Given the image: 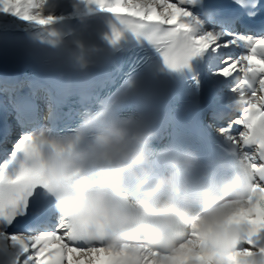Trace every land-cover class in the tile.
Masks as SVG:
<instances>
[{"label":"snow or ice","instance_id":"snow-or-ice-1","mask_svg":"<svg viewBox=\"0 0 264 264\" xmlns=\"http://www.w3.org/2000/svg\"><path fill=\"white\" fill-rule=\"evenodd\" d=\"M85 3L111 13L121 29L144 35L168 69L190 68L196 61L214 78H224L230 93L238 95L233 111L240 115L230 123L239 131L228 138L246 157L255 182L247 206L233 215L246 229L245 243L250 247L237 249L228 262L264 264V245L257 246V238L264 234V28L251 35L244 23L245 16L255 17L264 4L235 0L241 10L229 12L222 6L209 7L204 0ZM43 4L44 0H0V13L45 26L53 18L41 14ZM119 37L120 31L113 28V42ZM233 49H239V55H232ZM33 147V133H22L10 162L0 166V264H202L204 253L196 239L161 252L138 243L107 245L102 237L73 228L43 194L36 172L25 167L8 171L17 150L30 154Z\"/></svg>","mask_w":264,"mask_h":264},{"label":"clouds","instance_id":"clouds-1","mask_svg":"<svg viewBox=\"0 0 264 264\" xmlns=\"http://www.w3.org/2000/svg\"><path fill=\"white\" fill-rule=\"evenodd\" d=\"M33 136V151L17 150L9 173L36 172L56 212L90 237L161 252L196 239L202 264H229L245 242L246 229L233 215L247 206L255 177L238 150L213 168H204L188 148L157 152L155 130L109 106L85 109L64 137Z\"/></svg>","mask_w":264,"mask_h":264},{"label":"bare ground","instance_id":"bare-ground-1","mask_svg":"<svg viewBox=\"0 0 264 264\" xmlns=\"http://www.w3.org/2000/svg\"><path fill=\"white\" fill-rule=\"evenodd\" d=\"M47 8L46 14L43 16H51L53 18L52 23L45 25V26H51L56 25L63 19H67L70 17H76L81 15H88V14H94L96 12H100L102 10L95 7V5H88L85 3V0H45ZM3 13H0V16ZM3 15L2 17H4ZM3 19L0 17V32L2 31H9L12 28H20V29H26L31 27H37L38 25L23 22L19 25H8L4 24L2 22ZM44 27V26H41ZM237 73H234V76H236ZM231 78V77H230ZM224 79V78H223ZM229 79V78H228ZM235 131L232 136L234 137L236 135Z\"/></svg>","mask_w":264,"mask_h":264},{"label":"rangeland","instance_id":"rangeland-1","mask_svg":"<svg viewBox=\"0 0 264 264\" xmlns=\"http://www.w3.org/2000/svg\"><path fill=\"white\" fill-rule=\"evenodd\" d=\"M45 6H46V2L44 0V4H43V6H42V8L40 10L42 15L46 14V11H47L46 9L47 8H45ZM3 15H5V16L2 17ZM0 17H1V19H3L2 22L4 24H8V25H19V24L25 22V21H22V20H20V19H18L16 17L11 16L10 14H7V13L1 14Z\"/></svg>","mask_w":264,"mask_h":264}]
</instances>
